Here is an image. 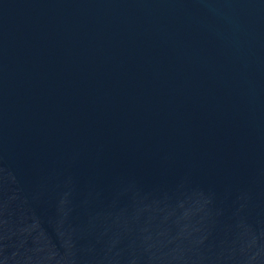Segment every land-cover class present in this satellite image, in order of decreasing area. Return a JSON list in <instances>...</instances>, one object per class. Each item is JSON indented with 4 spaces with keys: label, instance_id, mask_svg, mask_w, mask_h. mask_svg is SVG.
Listing matches in <instances>:
<instances>
[{
    "label": "water",
    "instance_id": "1",
    "mask_svg": "<svg viewBox=\"0 0 264 264\" xmlns=\"http://www.w3.org/2000/svg\"><path fill=\"white\" fill-rule=\"evenodd\" d=\"M0 264H264V0H0Z\"/></svg>",
    "mask_w": 264,
    "mask_h": 264
}]
</instances>
